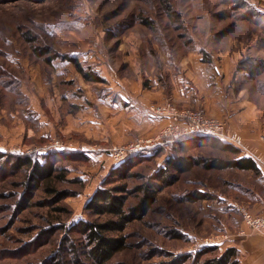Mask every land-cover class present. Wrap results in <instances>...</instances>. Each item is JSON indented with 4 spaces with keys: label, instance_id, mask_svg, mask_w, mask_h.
<instances>
[{
    "label": "rangeland",
    "instance_id": "obj_1",
    "mask_svg": "<svg viewBox=\"0 0 264 264\" xmlns=\"http://www.w3.org/2000/svg\"><path fill=\"white\" fill-rule=\"evenodd\" d=\"M165 1L176 14L169 15L162 0H0V149L41 158L46 148L59 156L60 166L51 181L31 185L26 194L28 168L15 169L9 157L0 159V264H72L74 255L83 258V238L71 226L101 218L84 206L111 170L105 153L154 136L163 126L156 130L133 114L142 106L148 111L151 104L170 102L217 118L203 108L206 98L215 97L220 105L239 98L256 106V79H244L236 64L245 56L263 58L257 54H264L258 19L244 16L228 0ZM244 1L255 10L264 6V0ZM219 12L228 15L219 18ZM225 28L230 32L217 39ZM45 47L75 56L104 81H85L59 58L51 66L46 55L38 54ZM172 83L181 86L179 93H189V105L171 97L176 92ZM156 92L162 100L143 102ZM257 99L264 103V97ZM113 102L123 109L111 108ZM170 145L165 147L169 151ZM81 147L93 150L96 159L83 158ZM33 148L38 149L26 153ZM185 154L231 156L191 143ZM163 156L134 159L132 171L146 177ZM140 177H133L130 186ZM49 185L64 196L55 199ZM197 189L209 197L183 199ZM259 195L264 186L254 173L193 167L157 194L148 213L127 225L128 246L110 264H164L204 248L196 246L202 238L226 232L230 238L243 228L241 209L252 208ZM136 199L131 194L127 204ZM228 243L221 242L199 262ZM238 256L240 264L256 260Z\"/></svg>",
    "mask_w": 264,
    "mask_h": 264
},
{
    "label": "trees",
    "instance_id": "obj_2",
    "mask_svg": "<svg viewBox=\"0 0 264 264\" xmlns=\"http://www.w3.org/2000/svg\"><path fill=\"white\" fill-rule=\"evenodd\" d=\"M163 5L169 15L176 14L173 10H169V5L165 0ZM234 8H240L245 11L244 16L256 17L258 23L261 24L262 37L260 39L259 48L264 47V14L255 10L244 0H228ZM227 12H219L216 14L219 18H225ZM147 19H144V23ZM230 28L221 29L216 34L217 39H221L230 32ZM45 56L51 66L54 61L59 58L61 61L71 63L76 71H78L85 81L103 82L104 78L98 72L88 70L77 60L75 56L65 54L50 53L48 48H42L38 53ZM207 61V60H206ZM236 71L239 72L244 79L255 80L264 73V59L261 57L245 56L236 64ZM194 146L207 144L211 149L231 156H203L185 154L187 145ZM171 151L165 146H159L150 153H130L127 157L117 165H114L108 173V177L102 181V184L96 188L85 204V210L92 216L101 217L89 220H80L74 223L71 228L79 233L83 238L81 245L83 258L73 256L72 264H110L111 259L116 253L128 246L126 236L123 231L129 223L134 220L141 219L156 202L157 194L166 186L175 183L180 174L190 171L193 167L200 166L205 170H225L237 169L251 171L255 175L258 174L259 168L255 161L246 156H240L241 150L235 146L220 141L219 139L207 135H194L183 140L171 144ZM54 152L40 151L41 158L33 155L20 154L13 151L0 149V159L9 157L10 164L15 169L23 167L28 168L26 194L33 184H40L43 181H51L57 174L58 166L57 155ZM68 153V151H67ZM69 154V153H68ZM163 156L162 163L158 165L153 172L142 178L132 171L134 159L148 160L160 155ZM55 158H54V157ZM83 158H88L84 153ZM4 158V159H5ZM43 158V159H42ZM4 161V160H3ZM133 177H140L141 181L133 185L129 181ZM47 191L60 199L61 193L53 186L49 185ZM137 195L136 201L128 205V199L131 194ZM66 195V194H65ZM26 196V195H25ZM209 197L203 190L197 189L184 196L183 199L189 201H197ZM27 198V197H26ZM216 246H205L195 253H183L172 256L164 264H184L191 261V264H240L239 250L234 246H227L221 249V252L202 262L199 259L206 253H212L217 250ZM73 251H77L72 247Z\"/></svg>",
    "mask_w": 264,
    "mask_h": 264
},
{
    "label": "crops",
    "instance_id": "obj_3",
    "mask_svg": "<svg viewBox=\"0 0 264 264\" xmlns=\"http://www.w3.org/2000/svg\"><path fill=\"white\" fill-rule=\"evenodd\" d=\"M257 54L264 58L263 52L259 51ZM181 82L182 81H180V85ZM180 85V88L177 85L174 87L172 83V86L177 93L175 92L171 95V97H175V102L178 105L187 106L192 100L188 96L189 93H179L181 90ZM186 87L187 84L184 83L182 87L183 90L185 89L187 91ZM258 96H260V98L264 97V73H262L256 79V106L251 103H245L239 98H233L231 100L229 99L230 101L228 102L222 101V104L220 105L215 101V97H211L209 99L206 98V100H203V104L206 107L203 108L206 110V112H209L212 115L224 118L227 122L228 129L241 135L244 147L240 152V156L250 157L255 161L260 171L255 175L256 179L261 183L262 186H264V103H261L257 99ZM162 98L163 97H160V94L156 92L153 93V95L146 97L143 102L147 103L151 100H162ZM181 103L183 105H181ZM208 104H211L212 107H209ZM142 107L143 108L140 109L138 108L139 110H136L133 112V114H138L141 121L149 124L148 126L155 127L157 130L165 123L164 119L152 116L148 111H146L144 106ZM111 108L118 110L123 109L115 102H113V106ZM79 150L81 152L84 151V154H86L89 159H96L95 152L93 150L86 147H81ZM105 155H109V153H105ZM110 163V168H112L114 166L112 160ZM249 172L253 173L251 171ZM250 211L253 213H264V195H259L257 197L256 203L252 208H250ZM243 226L244 225H242V227ZM246 231L247 234H249H246L243 237H237L235 235L231 236L229 238V243L225 247L234 246L239 250L242 259L244 258L246 261L252 258L249 263L256 259L254 264H264V233L256 234L254 232H248L247 229ZM251 237H253V241L250 242L251 244H248V249L246 248L247 245L245 246L244 243Z\"/></svg>",
    "mask_w": 264,
    "mask_h": 264
},
{
    "label": "built area",
    "instance_id": "obj_4",
    "mask_svg": "<svg viewBox=\"0 0 264 264\" xmlns=\"http://www.w3.org/2000/svg\"><path fill=\"white\" fill-rule=\"evenodd\" d=\"M256 9L264 13V6H256ZM148 112L154 116L165 120L159 131L151 137L138 139L125 146H114L109 150V155L114 165L122 162L130 153H150L159 146H169L187 137L194 135H207L219 139L222 142L243 149V140L239 133L228 129L224 118L209 116L201 108L191 109L189 107H177L170 102L151 104ZM61 148V147H58ZM38 148H33L26 153H32ZM22 152L19 149H12ZM44 148L42 151H47ZM11 151V150H10ZM41 151V150H40ZM243 228L235 236L243 237L247 234L246 228L264 233V213H253L247 207L241 209ZM229 239V233L220 236L205 237L196 242V246L205 247L219 245Z\"/></svg>",
    "mask_w": 264,
    "mask_h": 264
}]
</instances>
